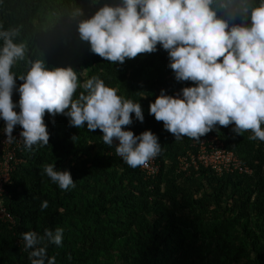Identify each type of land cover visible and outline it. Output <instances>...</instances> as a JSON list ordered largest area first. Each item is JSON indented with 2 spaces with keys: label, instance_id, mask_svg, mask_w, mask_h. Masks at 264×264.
I'll list each match as a JSON object with an SVG mask.
<instances>
[{
  "label": "trees",
  "instance_id": "16d2710c",
  "mask_svg": "<svg viewBox=\"0 0 264 264\" xmlns=\"http://www.w3.org/2000/svg\"><path fill=\"white\" fill-rule=\"evenodd\" d=\"M119 2L0 0V25L18 26L15 42L28 48L11 71L24 75L30 61L41 59L48 67L72 66L80 83L98 76L142 106L143 122L135 119L123 127L137 135L149 129L161 144L159 172L152 174L128 166L116 155V142L103 143L100 129L89 132L71 126L63 114L45 113L49 144L31 151L19 144L10 179L0 188V208L6 210L0 216V264H31L22 234L43 235L56 227L64 229L62 244L48 243L46 249L56 264H264V141L249 139L251 130L237 135L232 124L216 125L206 134L217 135L252 172L184 169V160L197 153L195 139L175 140L148 109L161 89L174 95L194 82L175 79L159 44L154 52L113 63L80 39L81 20ZM226 2L214 0V6ZM259 3L250 0V6ZM234 7H218L217 15L229 25L244 22ZM78 8L81 14L75 16ZM22 82L17 78V87ZM81 91L78 87L74 98ZM12 100H19L15 89ZM4 123L0 119V160ZM48 163L68 169L75 187L62 190L53 183L43 173ZM45 200L48 206L41 209Z\"/></svg>",
  "mask_w": 264,
  "mask_h": 264
},
{
  "label": "clouds",
  "instance_id": "9594fccd",
  "mask_svg": "<svg viewBox=\"0 0 264 264\" xmlns=\"http://www.w3.org/2000/svg\"><path fill=\"white\" fill-rule=\"evenodd\" d=\"M233 4L244 22L229 25L217 8ZM80 14L76 9L74 15ZM78 32L93 53L113 63L154 52L158 44L167 50L175 79L194 83L183 87L180 95L161 89L148 111L175 140H199L216 125L232 124L235 134L251 130L249 139L264 141V0L255 6L250 0L215 6L214 0H120L81 20ZM19 34L18 26L0 25V119L7 142L17 139L13 129L20 125L26 150L48 145L45 113L63 114L71 126H86L89 132L100 129L106 145L117 141L116 155L128 166L147 168L161 152L157 135L149 129L137 135L123 127L133 122V113L143 122L141 104L124 99L98 76L80 83L72 66L48 67L35 59L24 75H16L11 68L28 51L25 42H15ZM17 78L23 81L18 87ZM78 87L83 91L74 98ZM14 89L18 102L12 100ZM43 173L62 190L75 187L70 171L55 163L45 164ZM40 206L47 208L48 202ZM63 233L62 227L46 228L43 235L23 233L31 264H56L55 256L47 254V244L61 245Z\"/></svg>",
  "mask_w": 264,
  "mask_h": 264
},
{
  "label": "built area",
  "instance_id": "2783aa9c",
  "mask_svg": "<svg viewBox=\"0 0 264 264\" xmlns=\"http://www.w3.org/2000/svg\"><path fill=\"white\" fill-rule=\"evenodd\" d=\"M179 91H175L174 95H180ZM133 120H135L134 113L132 114ZM20 129H13V135L17 137L12 143H8L5 139V134L2 133V149L5 151L3 159L0 160V188L2 189V184L10 179L11 171L13 170V165L11 166V158L16 156V148L20 146L23 142L20 138ZM16 142V143H14ZM117 142V141H114ZM195 150L197 153L191 154L188 160H184V169L189 166H193L197 169L200 167H205L212 170L215 173H223V171H237L239 173L252 172L251 168L241 162L240 158L232 151L226 148L224 142L215 134H204L199 140H194ZM141 169L147 170L152 174L159 172L158 155L149 162L147 168L141 167ZM6 215L5 208H0V216Z\"/></svg>",
  "mask_w": 264,
  "mask_h": 264
}]
</instances>
